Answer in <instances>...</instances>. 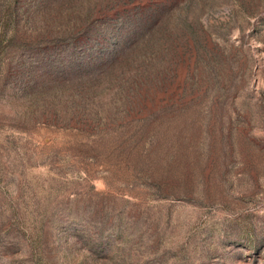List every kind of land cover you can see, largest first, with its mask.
I'll return each mask as SVG.
<instances>
[{"label":"rangeland","instance_id":"rangeland-1","mask_svg":"<svg viewBox=\"0 0 264 264\" xmlns=\"http://www.w3.org/2000/svg\"><path fill=\"white\" fill-rule=\"evenodd\" d=\"M0 264H264V0H0Z\"/></svg>","mask_w":264,"mask_h":264}]
</instances>
